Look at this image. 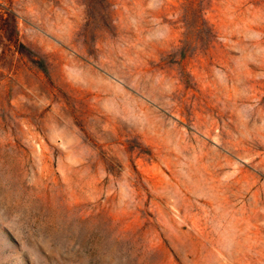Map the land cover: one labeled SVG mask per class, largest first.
<instances>
[{"label": "rangeland", "instance_id": "374dc122", "mask_svg": "<svg viewBox=\"0 0 264 264\" xmlns=\"http://www.w3.org/2000/svg\"><path fill=\"white\" fill-rule=\"evenodd\" d=\"M0 264H264V0H0Z\"/></svg>", "mask_w": 264, "mask_h": 264}]
</instances>
